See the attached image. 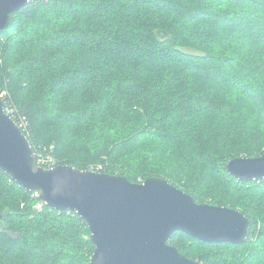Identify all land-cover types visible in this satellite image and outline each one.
I'll return each mask as SVG.
<instances>
[{"label": "trees", "instance_id": "obj_1", "mask_svg": "<svg viewBox=\"0 0 264 264\" xmlns=\"http://www.w3.org/2000/svg\"><path fill=\"white\" fill-rule=\"evenodd\" d=\"M0 94L53 165L163 178L251 222L243 245L173 234L189 259L264 264V180L226 168L264 153V0H31L0 32ZM94 250L83 219L0 170V264H90Z\"/></svg>", "mask_w": 264, "mask_h": 264}, {"label": "water", "instance_id": "obj_2", "mask_svg": "<svg viewBox=\"0 0 264 264\" xmlns=\"http://www.w3.org/2000/svg\"><path fill=\"white\" fill-rule=\"evenodd\" d=\"M31 0H0V32ZM38 155L0 98V170L53 210L83 219L95 247L90 264H202L169 244L183 233L207 244H245L252 224L239 210L198 203L163 178L127 177L72 165L38 166ZM241 182L264 180V153L226 165Z\"/></svg>", "mask_w": 264, "mask_h": 264}, {"label": "built area", "instance_id": "obj_3", "mask_svg": "<svg viewBox=\"0 0 264 264\" xmlns=\"http://www.w3.org/2000/svg\"><path fill=\"white\" fill-rule=\"evenodd\" d=\"M3 96H4V94H0V98L3 100ZM5 112L8 114V115H10L12 118L15 116V115H18V114H16L13 110H9L8 112L5 110ZM20 119H23V120H21L20 121V123L19 122H17V124H18V126L21 128V130L23 131V129L24 130H26V127H24L26 124H25V122H23L26 118L24 117V116H22V117H19V120ZM18 120V121H19ZM24 132V131H23ZM27 136V135H26ZM28 137V136H27ZM38 166H41V167H45V168H52V167H54L55 165H53L54 164V161L51 159L50 161H46L45 160V156L43 155V154H40V156H38ZM42 206L41 205H39L38 206V208H41Z\"/></svg>", "mask_w": 264, "mask_h": 264}, {"label": "rangeland", "instance_id": "obj_4", "mask_svg": "<svg viewBox=\"0 0 264 264\" xmlns=\"http://www.w3.org/2000/svg\"><path fill=\"white\" fill-rule=\"evenodd\" d=\"M127 38H129V37H127ZM208 68L209 69H211V68H214L215 69V73H214V75L212 76V77H210L211 79H217L218 77H219V73H218V70H217V68H216V66L215 65H208ZM224 80H226V77H224ZM54 161V160H53ZM55 167V166H54ZM41 205V204H40ZM39 206V205H38Z\"/></svg>", "mask_w": 264, "mask_h": 264}]
</instances>
